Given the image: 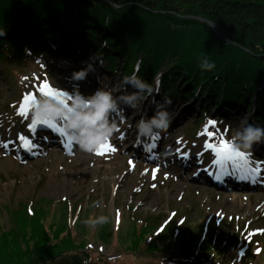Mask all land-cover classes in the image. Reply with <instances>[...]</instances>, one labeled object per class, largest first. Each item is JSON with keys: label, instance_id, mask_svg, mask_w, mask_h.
<instances>
[{"label": "rangeland", "instance_id": "rangeland-1", "mask_svg": "<svg viewBox=\"0 0 264 264\" xmlns=\"http://www.w3.org/2000/svg\"><path fill=\"white\" fill-rule=\"evenodd\" d=\"M44 2H47L48 6L55 3L53 0ZM87 2L98 10L103 9L99 1ZM108 7L112 8L110 12H113L115 20H122L125 23L132 20L129 14L134 11L133 9L111 5ZM101 11V14L107 12L106 9ZM140 14V18L149 20V13ZM138 17L139 14L134 16ZM187 20L193 22L197 20L196 23L202 21L195 17H189ZM152 21L154 20H149ZM213 31L210 35L214 34L217 37L219 33ZM218 37L221 38L220 35ZM39 43L43 44L42 38L39 39ZM10 54L11 52L8 56ZM72 59L69 55L55 58L38 53L25 57L23 61L16 55L0 60V131L8 134L9 141L15 139L19 144L23 140L22 136L28 134L39 120L35 116V108L31 107L25 116L19 114V109L27 97H53L54 95H45L47 90L45 86L48 89L60 87L62 92L71 96L77 86L80 91L86 86L90 90L94 88L91 90L94 91L100 84L103 87L105 84L108 86L107 79L110 78H115L118 85L123 82L124 77L120 74H112L109 77L98 66V76L102 78L97 84L91 80L70 81L69 84L75 85V88L66 87L64 81L69 82L67 79H70L68 72L83 67L74 64L73 61L76 60ZM121 60L122 72L128 63L125 58ZM91 77L92 75L87 79ZM195 100L191 102L173 100L172 104L177 106V111L179 109L184 111L185 108L187 111L179 123L173 124L161 137H165V140L172 144L174 152L181 153L179 156L193 153L201 159L205 158L203 163L205 168H212L219 156L216 148L221 147L224 141H228L234 135L241 127L242 121L247 120L257 125L255 108L259 109L260 113L263 112L258 106L249 105L234 123L231 119L226 121L222 118V121L216 122L209 118L208 129L203 134L194 136L190 133L200 128L199 116L196 113L198 110L194 108L195 104H198V98ZM131 115H126V118ZM136 115L137 113L131 118ZM48 122L50 123L49 120ZM55 122L60 121L57 119ZM61 123L62 127H65L64 120H61ZM138 124L139 122L135 121L129 126L128 134L118 133L106 144L112 148L114 142H120L124 134L129 138L125 142H120L114 153L105 148L102 154L93 155L80 151L75 145L74 151L70 154L63 148L65 144H60L59 148L52 144L41 146L40 140L28 155L34 158L26 159L22 156V150L19 149L22 147L21 144L20 146L17 144L19 147L16 145L13 154L0 150V264H12L13 261H18L16 264H23V260L19 259L27 254L29 249L27 251L26 243L23 245L20 243L28 237L30 241L34 238H39L40 241L46 238H43L40 224H45L44 227L48 228L45 233L48 237L60 231L61 228L57 229L59 224H66L73 231L72 235L78 244L82 242L81 238L88 241L83 251L90 252L93 256H102L105 260L117 257L120 264H160L157 259L165 255L162 253L151 255L143 252V249L129 253L123 246L117 248L112 241L109 244L97 241V237L104 230L112 229L114 232H121L122 236H131L130 233L133 235L135 231L141 233L145 228L150 229V235L145 237L147 246L155 239H167V235L171 233L175 235L179 233L178 237L183 242L195 243L201 232L207 234L213 230L212 235L215 238L222 234L218 232L221 228V231L230 233L228 237L233 235L237 238L238 248L235 253L229 254L234 256L236 254L238 258L244 253L254 255L250 259L252 262L264 264V190L249 192L250 188L242 190L244 188L238 187L235 191H221L211 186L212 180L204 182L194 180L198 170L196 173L184 174L181 168L183 164H170V161H167L165 166L164 158L158 154L159 152L154 154V157L157 155L155 163L148 164L144 154L136 157V151L131 148V143L137 135ZM259 126L264 127V124ZM210 144L215 147L210 148L208 146ZM241 153L245 154V159L252 160V153L243 151ZM255 161L258 162L257 164L255 162V165L256 168L259 166L258 170L261 171L264 180V166L262 167L264 159L256 158ZM226 162L232 163V160L227 159ZM109 168H116L117 172L108 174L105 169ZM94 201H99L100 206H94ZM35 213L38 216L36 221L38 225L31 224L28 220L29 216L34 218ZM98 215L108 216L109 222L95 227L83 223L85 219ZM11 232L15 234V240L10 237ZM117 233L112 235L111 240L117 239ZM35 234H39L40 237L33 236ZM15 244L22 245L21 252L13 253L17 247ZM53 245L55 244L40 243L38 255L44 258L49 253L56 252L58 249H52ZM188 260L203 263L196 258L189 257ZM223 262L213 263L226 264Z\"/></svg>", "mask_w": 264, "mask_h": 264}, {"label": "trees", "instance_id": "trees-1", "mask_svg": "<svg viewBox=\"0 0 264 264\" xmlns=\"http://www.w3.org/2000/svg\"><path fill=\"white\" fill-rule=\"evenodd\" d=\"M53 1L54 5L48 6L44 0H0V28L7 29V35L0 37V60L16 55L23 61L28 53L37 51L46 56H59L63 49L72 47L82 50L90 60L99 55L107 71L118 72L121 58L115 53H121L128 63L124 75L133 74L140 66V75L153 85L161 77L162 69L167 68V73L162 76L164 93L183 101L196 99L197 95L203 118L217 108L220 113L223 109L234 112L242 106L255 105L263 110L258 118L264 121V0H95L106 9L103 14L100 13L103 9H96L88 0ZM108 5L133 9L129 14L132 20L127 23L115 20ZM144 12L149 13V20L154 21L140 18V13ZM136 14H139L138 18H134ZM189 17L202 21H189ZM97 20L108 21L114 29L108 43L95 42L89 36L93 30L89 27H94ZM210 23L217 28L221 38L210 35L214 32ZM70 29L82 31L84 35L81 39L72 38L66 34ZM126 29L135 30L128 39H124L121 33ZM143 31L145 35H142ZM40 38L46 48L40 46ZM93 44L96 45L91 46ZM202 57H210L216 63V69L202 72L199 67ZM37 218L35 213L34 218L29 216L28 220L38 225ZM44 225L40 224V229L45 240L34 238L30 241L28 237L20 243H26L27 251L29 249L19 259L23 264H84L85 260L91 264H110L109 258L105 260L83 251L88 241L81 238L82 242L78 244L66 224H59L57 229L61 228L60 231L52 237L45 234L48 228ZM149 230L145 228L141 233L135 231L133 235L130 233L131 236H122L121 232L108 229L96 240L108 244L112 241L117 248L123 246L129 253L141 249L151 255L162 253L180 264L191 256L205 264L222 259L226 264H256L247 254L240 260L229 254L237 250V238L228 237L230 233L221 231V228L218 232L222 234L215 238L213 230L207 234L201 232L195 243L183 242L179 233H171L167 235L169 238L155 239L146 246L145 237L150 235ZM114 233H117V239L111 240ZM10 234L15 240V234ZM33 236L40 237L39 234ZM45 242L55 244L52 249L58 250L42 258L38 255L39 245ZM20 244H15L17 247L13 253L21 252ZM27 259L29 262H25ZM115 261L120 264L118 259ZM188 263L199 264L192 260Z\"/></svg>", "mask_w": 264, "mask_h": 264}, {"label": "clouds", "instance_id": "clouds-1", "mask_svg": "<svg viewBox=\"0 0 264 264\" xmlns=\"http://www.w3.org/2000/svg\"><path fill=\"white\" fill-rule=\"evenodd\" d=\"M6 35L7 29L0 28V37ZM85 63L87 67L72 72L71 80L77 82L87 80L91 73H98L97 64L103 67L104 61L99 55H95L91 62ZM199 67L202 72L207 73L214 71L217 65L210 57H202ZM140 71L141 68L138 66L133 74L125 76L122 84L114 89L101 86L85 94L80 92L77 86L74 94L68 97V101L55 97H41L35 102V116L42 120H64L66 131L79 150L95 155L103 145L111 142L116 134H123L122 127L126 123L128 108L142 112L144 106L151 101L156 107L155 114L151 118H142L139 121L138 133L141 140L158 139L172 126L173 116L169 109L173 101L167 97L163 102L156 100L155 97L161 94L159 82L156 85L149 83L141 77ZM98 79L100 80L99 76ZM117 115L119 118H116ZM228 143L236 151L250 154L254 146L264 145V127L247 120L242 121L241 127L230 137ZM93 204L96 207L100 206L99 201H94ZM108 222L109 217L105 215L89 217L83 221L85 225L92 227ZM109 261L110 264H116L112 257ZM84 264L91 262L85 260Z\"/></svg>", "mask_w": 264, "mask_h": 264}, {"label": "bare ground", "instance_id": "bare-ground-1", "mask_svg": "<svg viewBox=\"0 0 264 264\" xmlns=\"http://www.w3.org/2000/svg\"><path fill=\"white\" fill-rule=\"evenodd\" d=\"M90 24H92V23H90ZM110 25H111V23H109L108 21H102V20L98 21L97 20L96 25L93 24L94 27H89L90 29H93L89 33L90 38L93 39V41H95V42L108 43L107 39L109 38V36L113 35V31H114V29L111 28ZM10 28H12V27H10ZM11 31H12V29H11ZM121 33L123 34L124 39H128L129 37L134 35L135 30L134 29H126V30H123ZM146 33L149 34V32H146ZM66 34L70 35L71 37L73 36L72 38H76V39H81L82 36L84 35V33L82 31H78V30L73 31L72 29H70L68 31V33H66ZM142 35H145V31H143ZM68 39H70V37ZM97 44L99 45V43H97ZM94 45H96V44H93L91 46H94ZM69 48H71V47H68L66 49L69 50ZM64 55L67 56L68 53H65ZM115 55L120 57L123 60H124V58L126 59V56L124 54L115 53ZM73 63L80 66V64L76 63L75 61H73ZM85 67H87V65H84L80 69L85 68ZM127 69H128V66L124 69V71H126ZM166 69L167 68L162 69L161 76L165 75L167 73V72H165V71H167ZM73 71L74 70H70V72H68V75H70V79H67V81H69V82L64 81L66 87L75 88V85L73 86V84H69V83H71L70 81H73V80H71V74H72L71 72H73ZM98 74L99 73H91L89 76L92 75V77L87 79V80H91L92 83L97 84L98 81H101V78H102L100 76L99 77L100 80H99L97 77ZM120 76L125 77V76H127V73H125V75L121 73ZM141 77H142V75H141ZM162 81L163 80L161 78L157 82L162 84ZM107 82H108L109 87L106 86V84H105L104 85L105 88H113L114 89L118 85V81L115 78L107 79ZM101 86H103V85L100 84V87ZM97 87H99V85ZM49 89H51V88H49ZM93 89H91V90H93ZM51 90L54 93H59V95H62V96H59V95L53 96L56 99L63 100V101H66L68 99V95L65 92L60 91V90H62V88L57 87V88L51 89ZM91 90L89 88H87V86H86V88H84L82 91H80V90L79 91L80 92L84 91L85 93H90V92H92ZM129 90H130V88H129ZM163 91L164 90H162L161 92H163ZM195 98H198V96L196 95ZM31 107L35 108V106H33V105H31ZM169 110L171 111L172 115L174 113L172 125L179 123L180 119H182V117H183V114L187 111L186 108L184 111H182V110L180 111V109H179V111H177V106H175V105H172ZM155 111H156V107H155V105L153 106L151 101H149V103L144 106L142 112L141 111L135 112V110L128 108L126 115H131L134 112H135L134 114L137 113V115L135 117H133V119L131 117L134 114H132L131 117L128 116L126 118V123L122 127V133L128 134V130H129L130 125L134 124L135 121L139 122L142 118H151V116L155 114ZM242 113L243 112H241V114ZM116 118H119V116L117 115ZM130 118H131V120H130ZM61 128L63 130H65L63 142H61V140H54L53 139V137H55V138H57V137H56V135H54V132H53L54 127L51 124H49L48 122L47 123L43 122V121L39 122V120H37L35 127H32L30 132L28 134H26L25 136H23V141L21 142L22 147H23V157L28 156L30 154V151H31V150H25L26 149L25 145H27L26 142H29V143L31 142L30 140L27 139V137L35 136V135H39V137L42 136V138L34 139V141H33L34 143L39 141V140L42 142H45V143H48L50 141H55V142L60 143V144H65V146L63 148H65L71 154L73 152V149L75 148V143H74L72 137L70 135H68L66 128L65 127H61ZM130 128H132V127H130ZM125 134H124V136L120 142H125L126 140H129V138H127L125 136ZM8 138H9L8 134H6L5 132L2 133L0 131V150L4 151L6 153L10 152V154H12V151L14 150V148L16 147V145L18 143H17V141H15V139L9 141ZM165 139H166L165 137H159L158 139L141 140L139 137V133H138V137H135L134 141L131 143V148H133L136 151V156L144 154L146 162L150 165H152V163H153L154 156L152 154L147 153V150H152L154 154H155V152H159L158 154H162V157L164 156V158H166V159L172 158L175 162H180L181 160H184L183 158L179 157L178 152H176V151L174 152V147L172 146V144H169V142H167ZM132 140L133 139H131V141ZM120 142L119 141L114 142V144L111 148V149H113V150H111V153H114V151L116 149H118V146H119L118 144ZM160 144H162L164 147L163 151L160 150V147H161ZM19 146H20V144H19ZM22 147H20L19 149L22 150ZM32 147H34L33 144H32ZM262 150H264V145H260V148H258L256 155L258 156L260 154V156H262V154L260 152ZM185 159H186V162L184 160L185 164L181 162L183 164L182 167H183L184 173L193 170L194 168L192 166L198 162V161H196L197 155H195L193 153L190 155H187L185 157ZM226 160L227 159H224L219 155L217 158V161H215V169H214V171H212V175L210 176V180H212L213 183H215V184L218 183L221 185V187L218 188L219 190H221V191L225 190V187H224L225 183L226 182L232 183L234 181V179H236V180L233 184H231L233 186L232 190H236V188H238V187H243L244 184H249L254 188H257L259 186V183L261 182V178L258 180V177H256L258 175L253 174V170H252L251 165L247 166V164L244 161H239V160L238 161L240 163H227ZM199 164H201V162H198L194 166L200 167L201 165H199ZM105 172H107L108 174H112L113 172H117V169L116 168H114V169L109 168V169H105ZM194 172H196V170ZM200 172L202 173L204 171H200ZM235 177H237V178H235Z\"/></svg>", "mask_w": 264, "mask_h": 264}, {"label": "snow or ice", "instance_id": "snow-or-ice-1", "mask_svg": "<svg viewBox=\"0 0 264 264\" xmlns=\"http://www.w3.org/2000/svg\"><path fill=\"white\" fill-rule=\"evenodd\" d=\"M47 89V86H45ZM45 95H59V93H54L52 92L51 89H47L45 92ZM35 101L34 97H27L25 99L24 104L20 107L19 109V114L21 116H25L28 114V112L31 110V105ZM47 123L48 120H45ZM211 134V133H210ZM210 148L215 147L214 145H208ZM107 148L108 150H113L111 149L110 145H103L101 150L98 151L97 154H102L103 149ZM217 154L220 155L224 159H235L237 157L239 158H246L244 153L236 151L232 145L228 143V141H224L221 147L216 148Z\"/></svg>", "mask_w": 264, "mask_h": 264}, {"label": "water", "instance_id": "water-1", "mask_svg": "<svg viewBox=\"0 0 264 264\" xmlns=\"http://www.w3.org/2000/svg\"><path fill=\"white\" fill-rule=\"evenodd\" d=\"M210 25H212L211 23H210ZM214 30H215V32L216 33H219L218 31H217V28L213 25V26H211Z\"/></svg>", "mask_w": 264, "mask_h": 264}]
</instances>
